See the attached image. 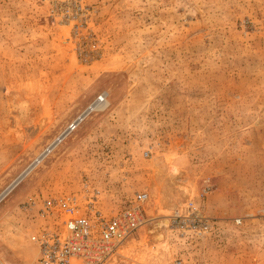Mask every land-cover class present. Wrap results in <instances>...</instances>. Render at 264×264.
Listing matches in <instances>:
<instances>
[{
	"label": "rangeland",
	"instance_id": "rangeland-1",
	"mask_svg": "<svg viewBox=\"0 0 264 264\" xmlns=\"http://www.w3.org/2000/svg\"><path fill=\"white\" fill-rule=\"evenodd\" d=\"M28 167L3 260L37 258L61 197L109 216L145 190L101 264H264V0H0V195Z\"/></svg>",
	"mask_w": 264,
	"mask_h": 264
},
{
	"label": "built area",
	"instance_id": "built-area-1",
	"mask_svg": "<svg viewBox=\"0 0 264 264\" xmlns=\"http://www.w3.org/2000/svg\"><path fill=\"white\" fill-rule=\"evenodd\" d=\"M83 117L77 124H69L67 129H73ZM147 199L145 190L136 192L120 209L106 216L90 203L82 209L76 197H61L57 206L64 218L58 226L40 233L39 254L29 264H73L75 260L83 264H101L107 261L118 245L149 220L142 208ZM191 215L195 222L196 209H192ZM0 264L13 263L0 258Z\"/></svg>",
	"mask_w": 264,
	"mask_h": 264
},
{
	"label": "bare ground",
	"instance_id": "bare-ground-1",
	"mask_svg": "<svg viewBox=\"0 0 264 264\" xmlns=\"http://www.w3.org/2000/svg\"><path fill=\"white\" fill-rule=\"evenodd\" d=\"M101 97V96H100ZM88 110L89 109H87L86 111H84L83 113H81L80 115H78L70 124H73V125H75V124H77V122L84 116L85 117V115L88 113ZM72 125V126H73ZM68 131H70V128L69 129H65V131H64V133H62L61 134V136L56 140V141H53L51 144H50V146H49V148L48 149H51V148H53L57 143H58V141H60L59 139H61V137H63L64 135H65V133L66 132H68ZM30 169H31V167H28L27 169H26V171H24V173H22L1 195H0V200H1V198L19 181V180H21L22 178H24L28 173H29V171H30ZM182 187H184V186H182ZM185 189H187L186 187H184ZM168 218V217H167ZM163 219L162 220V222H157L156 223V226L158 227V228H160L161 227V225H165V226H167L169 223H168V219ZM157 228V229H158ZM152 231V230H151ZM160 234V233H159Z\"/></svg>",
	"mask_w": 264,
	"mask_h": 264
}]
</instances>
